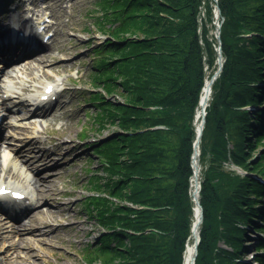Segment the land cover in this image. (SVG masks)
Listing matches in <instances>:
<instances>
[{
    "label": "trees",
    "instance_id": "1",
    "mask_svg": "<svg viewBox=\"0 0 264 264\" xmlns=\"http://www.w3.org/2000/svg\"><path fill=\"white\" fill-rule=\"evenodd\" d=\"M203 1L94 0L92 23L107 36L85 44L92 57V122L97 130L111 123L118 131L90 142L98 163L88 170L81 205L105 231L83 246L85 261L183 264L193 222V120L204 65L213 68L218 45L209 34L211 0ZM217 4L224 60L211 84L198 144L202 219L193 264H250L240 258L248 251L245 226L258 228L257 215L264 216V184L254 176H264V149L253 155L264 140V123L263 110L247 113L241 106L264 103V87L254 83L264 77V0ZM255 257L264 264V255Z\"/></svg>",
    "mask_w": 264,
    "mask_h": 264
},
{
    "label": "rangeland",
    "instance_id": "2",
    "mask_svg": "<svg viewBox=\"0 0 264 264\" xmlns=\"http://www.w3.org/2000/svg\"><path fill=\"white\" fill-rule=\"evenodd\" d=\"M34 1L39 5H48V8L52 11L56 18V32L51 44L43 51L39 52L45 53V55H47L49 58V62L43 66L44 73L42 72L41 67L34 69L31 74V78L33 79L31 83L35 86V84L37 85L45 79L54 80L60 78L62 81H64L67 88L63 92V95L60 97L59 101L55 104L54 109L51 111L59 114L62 112V114L53 119V121H49L46 124L37 125L31 131L32 133H39L40 138L43 139V144H45V146L50 149H55L56 143L63 141L64 147H62L60 150H57V156L54 160L45 161L46 163H33V166H35V168L37 167L38 171L43 170L51 163L56 164V168L52 167L51 169L42 171L40 174L43 177H46L47 175H54L58 171L60 172L58 178L51 186L53 190L59 192L53 195L45 194L39 201L42 207H47L50 210H54V216L43 217L41 219L42 221L39 219H32L30 222H28V227L41 226L45 229H48L46 230L45 234L36 233L34 236L35 240L28 241L32 243L30 250L34 255L30 258L33 260L30 262V264L81 263L83 261V259H81L83 246L88 241L97 236L99 229L97 227L96 221L88 217L86 211L81 205L82 196L88 193L86 189L88 170L95 169L97 166L96 164L98 163V157L92 153V147L94 144L92 145L89 143H93L94 141L100 142L104 139H108V137L114 135V133L118 131V127L115 124L108 123L105 124L101 129L97 130V124L91 120L94 110L93 103L82 101V95H85L86 97L85 91H89L85 89L90 85L87 81V73L83 76H80V74L76 72L77 69L83 70L85 68V64H89V49L85 47V44L89 40L96 41L101 38V35H99L98 31L95 29V26L91 20L92 15L95 12L93 10L96 9L94 0ZM203 4L204 1L202 0L201 5ZM214 4L215 0H211L213 13L218 9ZM199 12L200 15L198 16L197 20L199 23H201V19L205 17L204 7H201ZM12 13L15 15L17 10L14 9ZM3 16L5 17L6 15ZM215 20L216 18L213 16L212 24L214 27L210 28L209 34H213V37L216 40ZM198 32H200L199 27ZM200 39L201 38L199 37V42H201ZM217 47L218 46H215L216 51ZM22 61L24 60H21V62ZM61 63H63V66L60 65ZM217 67V57L213 68H207L206 63L204 65V69L207 74L205 79L208 76H212ZM20 76L24 79L28 78V76L25 74H20ZM2 79L3 81L7 80L6 77H3ZM258 85L261 84L259 83L257 86ZM76 88H80L79 91H75ZM111 98L119 99V96L114 94ZM262 100H264V98ZM11 104H13L12 100ZM255 107H257L258 110L259 108H264V103L259 106L257 104ZM241 110L250 113V109L248 108ZM195 116L196 113L194 114V125L197 123L199 124V120L198 122H195L197 121ZM261 116L263 117L261 122L264 123V113H261ZM251 123L253 125H259L257 121H252ZM198 124L195 126L196 132ZM13 131L14 130L11 132ZM80 132L86 134L87 137L79 140L78 137L81 135ZM6 133L9 132L6 131ZM19 134L27 136L28 133L20 132ZM9 142L15 143L16 145L14 146L17 148L22 147L21 141L9 140ZM263 145L264 140L257 146L253 154L254 156L258 153V150L264 149V147H262ZM65 163L67 164L59 169V166ZM229 167L231 168V166ZM239 171L244 173L242 170ZM0 177L3 180L14 181L17 179L11 175V173L3 171L0 172ZM56 203L64 206L65 208H63L61 212H56ZM259 204L262 206L263 210L264 201H261ZM259 218L261 219L258 220L257 223L260 224V226L254 229L249 227L242 243L243 245L250 247V251L245 257V261L251 264H260L258 262L254 263L252 260L253 256H255L256 249L262 248L264 246V240H262L264 239V229L261 228V225H263L261 220L264 219V216H259ZM44 222L47 224V226L44 225ZM6 233L8 235L9 232L7 231ZM189 241L191 242L190 239L188 242ZM16 242L17 236L6 238L5 241L0 242V250L6 246H11ZM219 246L229 248V246L224 244L222 241L219 242ZM259 254L264 255V251L259 252ZM0 257L4 259V264H27V260L20 259L18 262V259H15L12 254H0ZM93 263L99 264L100 262L96 260L93 261Z\"/></svg>",
    "mask_w": 264,
    "mask_h": 264
},
{
    "label": "bare ground",
    "instance_id": "3",
    "mask_svg": "<svg viewBox=\"0 0 264 264\" xmlns=\"http://www.w3.org/2000/svg\"><path fill=\"white\" fill-rule=\"evenodd\" d=\"M217 1L218 0H215L214 5L219 9ZM219 12H220V9H219ZM213 16L216 18L215 24L221 26L223 17L220 14L218 15L217 11H214ZM219 36H220V31H219ZM21 59H22V56L17 58L16 60L10 61L7 64H4V65L0 64V79L2 76L11 77L13 76L14 72H18L19 70L21 73L24 72L27 74V76H30L32 74V71L39 67L42 68V72L44 73L43 66L47 62H49V58L47 57V55H45V53H37L30 59H27L15 65H11L12 63L17 62ZM60 65L63 66V63H61ZM209 79L210 77H206L205 82L200 92L198 105L195 109V113H196L195 117L197 120L195 122H198L199 120V123H200L201 117H202V107L205 110V107L208 104V100H209L208 98H209V94L211 91V83L209 82ZM14 86L15 85L11 84V82L7 84H0V95H2V93H7V94L10 93V96L4 97L2 104L6 105V101L13 97L14 99H17V95L13 93ZM25 106L26 105L24 103H20L17 109H24ZM50 110H51V107H47L41 110H35L32 113H30L28 116H26L25 118H22L19 121H17V125L18 126L21 125V128L24 130H28L30 128H34L38 124L45 123L49 120L51 121L55 117L62 114V112L60 114L51 113ZM259 110H263L262 113H264V108H259ZM197 124H195V126H197ZM7 139L8 138L6 137L0 140V172L6 171L8 173L22 175L24 178L21 180V182L26 181L28 183V186L33 187L34 194L37 197L41 198L45 194H51V195L57 194L59 191L53 190L51 186L54 184L55 180L58 178L60 171H58L54 175H47L46 177H43L41 174H39V172L36 171L35 167L33 166V163H46L45 161L49 159L51 160L54 159L55 155H53V153L58 152L57 150H60L62 147H64V141L56 143L55 149L50 150L49 148L41 144L38 134H30L26 136L24 139H22V143H23L22 150L25 149V151L28 152V157H25L22 155L21 150L11 145ZM197 148L198 146L196 147V149ZM197 155L198 154H196V157ZM66 164L67 163L60 165L59 169L64 167ZM54 165L56 164L54 163ZM54 167L56 168L57 166H54ZM48 169H51V168H45V170H48ZM28 173L31 174V177L28 176ZM192 175H191V190L192 189L195 190L194 189L195 183H194V178ZM129 205H132V204L129 203ZM137 207L139 206L137 205ZM140 207H143V206L140 205ZM33 208H34L33 211L32 210L27 211L29 213H28V216H26L24 220L15 221L16 223L15 226L9 225V223L6 220L0 218V241H3L6 238H11L12 236H17V242L11 246H8V247L6 246L2 250H0V254H3V253L4 254L8 253L10 255L12 254V256H14L15 259H18V262L20 259L27 260L28 264H30V262L33 261L32 259H30L32 256H34L32 254V251L30 250V248L32 247V243L28 241L35 240L34 236L36 233L45 234L46 230L48 229H45L41 226H37V227L29 226L28 227V222H30V220L32 219H35V220L39 219L40 221H42L41 219L43 217H46V216L53 217L54 216V213H53L54 210H50L47 207H42L41 205H39V201H36L33 204L32 209ZM63 208L65 207L56 203V210H55L56 212H61ZM144 208H149V207L145 205ZM198 214H199L198 206L196 202L193 201V222H192L193 227H192V233L190 237L191 242L189 241L186 243L185 250H184V256H183L184 258L183 264L191 263L192 254L194 252V241H195L196 234L198 233V236H199V231H198L199 226L196 228V221L198 220ZM44 225L47 226L45 222H44ZM7 231L9 232L8 235L6 233ZM38 240H41V239H38ZM0 263L1 264L4 263L3 258H0ZM193 263H194V260H193Z\"/></svg>",
    "mask_w": 264,
    "mask_h": 264
},
{
    "label": "water",
    "instance_id": "4",
    "mask_svg": "<svg viewBox=\"0 0 264 264\" xmlns=\"http://www.w3.org/2000/svg\"><path fill=\"white\" fill-rule=\"evenodd\" d=\"M217 13L218 15L220 14L219 9H217ZM219 31H220V25H216L215 26V38L218 42V47H217V63H218V67L216 69V71L212 74V76H210L209 82L212 84V82L214 81V79L217 77V75L219 74V71L222 68V63H223V56L221 53V47H220V36H219ZM209 87V86H208ZM204 115H205V111L204 108L202 107V117H201V121L199 123V126L197 127V132H196V137L195 140L193 142V147H194V151L192 154V167H193V178H194V183H195V190H192V199L194 202H196L198 209H199V214H198V220L196 221V228L199 226V223L201 222L202 219V207L199 203L198 200V190H199V181H198V159L196 158V154H198V151L196 149V147L198 146V142L200 140V135H201V130L203 127V123H204ZM197 159V160H196ZM193 227V226H192ZM192 227H191V233H192ZM199 237H198V233L196 234L195 237V241H194V252L192 254V258H191V263L193 264V260L195 258V255L197 253L196 247H197V243H198Z\"/></svg>",
    "mask_w": 264,
    "mask_h": 264
},
{
    "label": "snow or ice",
    "instance_id": "5",
    "mask_svg": "<svg viewBox=\"0 0 264 264\" xmlns=\"http://www.w3.org/2000/svg\"><path fill=\"white\" fill-rule=\"evenodd\" d=\"M17 195H19V194L17 193Z\"/></svg>",
    "mask_w": 264,
    "mask_h": 264
}]
</instances>
